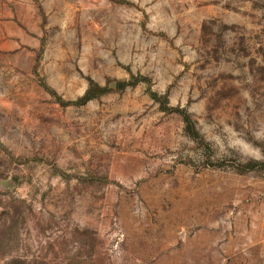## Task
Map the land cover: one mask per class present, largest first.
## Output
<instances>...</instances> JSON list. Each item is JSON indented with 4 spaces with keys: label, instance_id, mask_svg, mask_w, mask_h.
Returning a JSON list of instances; mask_svg holds the SVG:
<instances>
[{
    "label": "rangeland",
    "instance_id": "1",
    "mask_svg": "<svg viewBox=\"0 0 264 264\" xmlns=\"http://www.w3.org/2000/svg\"><path fill=\"white\" fill-rule=\"evenodd\" d=\"M262 165L264 0H0V264H264Z\"/></svg>",
    "mask_w": 264,
    "mask_h": 264
},
{
    "label": "trees",
    "instance_id": "2",
    "mask_svg": "<svg viewBox=\"0 0 264 264\" xmlns=\"http://www.w3.org/2000/svg\"><path fill=\"white\" fill-rule=\"evenodd\" d=\"M140 83H144L146 85L150 84V80L148 78H145L141 75L132 76L129 81L126 82H118L116 84L117 89L119 90H125L128 87H135ZM108 92V88L101 87L99 84L95 83L93 80H89V85L84 93L83 96L79 97L74 102H68V105H85L89 103L90 101L94 100L95 98L102 96ZM150 96L154 101L159 103V107L162 111L168 112V113H175L178 114L186 124V129L189 133L194 134V124L192 122V119L188 115L187 111L181 108H174L170 105L168 94H159L157 92H154L152 90L149 91ZM256 165H252L249 168H255ZM261 166V165H258ZM262 168H264V165H262Z\"/></svg>",
    "mask_w": 264,
    "mask_h": 264
}]
</instances>
